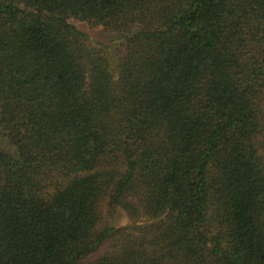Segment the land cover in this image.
Here are the masks:
<instances>
[{
  "label": "trees",
  "instance_id": "obj_1",
  "mask_svg": "<svg viewBox=\"0 0 264 264\" xmlns=\"http://www.w3.org/2000/svg\"><path fill=\"white\" fill-rule=\"evenodd\" d=\"M0 264H264V0H0Z\"/></svg>",
  "mask_w": 264,
  "mask_h": 264
},
{
  "label": "rangeland",
  "instance_id": "obj_2",
  "mask_svg": "<svg viewBox=\"0 0 264 264\" xmlns=\"http://www.w3.org/2000/svg\"><path fill=\"white\" fill-rule=\"evenodd\" d=\"M78 26L80 28H82L84 31H86V33H88V35L100 42L101 44H105V45H111L114 47V40H115V36L113 35L112 32L110 31H107L106 29L102 28L101 26H91L89 24H86V23H77ZM116 51L118 49L115 48ZM128 219L123 215L121 214L120 217H119V223H124V222H127Z\"/></svg>",
  "mask_w": 264,
  "mask_h": 264
}]
</instances>
